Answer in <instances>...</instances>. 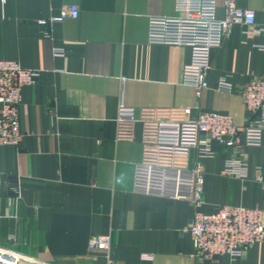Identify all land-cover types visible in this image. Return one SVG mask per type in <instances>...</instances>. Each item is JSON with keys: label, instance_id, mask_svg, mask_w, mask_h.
<instances>
[{"label": "crops", "instance_id": "0c3cea01", "mask_svg": "<svg viewBox=\"0 0 264 264\" xmlns=\"http://www.w3.org/2000/svg\"><path fill=\"white\" fill-rule=\"evenodd\" d=\"M264 22V0H237ZM79 17L52 21L66 5ZM223 16V0L219 3ZM176 15V0H0V60L39 72L23 90L19 146L0 145V249L33 264H264V239L243 254L199 258L187 231L197 210L222 205L264 211V138L241 135L245 169L225 174L238 149L217 141L199 158L202 112L228 114L238 126L253 115L241 89L264 74V34L236 25L214 50L209 86L199 96L182 82L188 46L153 44L151 17ZM61 51V54L56 53ZM229 76L232 93L218 89ZM124 102L136 110L119 120ZM191 108V113H185ZM160 122H180L181 142H157ZM205 168L203 204L133 191L139 163ZM6 181L19 187L13 196ZM112 236L110 253L92 251L96 235Z\"/></svg>", "mask_w": 264, "mask_h": 264}, {"label": "built area", "instance_id": "2783aa9c", "mask_svg": "<svg viewBox=\"0 0 264 264\" xmlns=\"http://www.w3.org/2000/svg\"><path fill=\"white\" fill-rule=\"evenodd\" d=\"M220 0H176V15L151 17L148 40L153 44L188 46L192 50L189 63L182 72V82L193 86L197 95L209 86L208 76L213 68V52L221 48L226 37L236 25L252 27L256 35L264 34V22L258 23L256 12L241 8L237 0H223V16L219 15ZM77 5H66L52 21L78 18ZM56 53L61 54V51ZM39 72L26 69L16 60H0V145L19 146L24 134L20 129L19 105L23 90L37 83ZM218 89L232 93L234 84L229 76L220 78ZM246 109L253 115L246 124L238 126L228 114L202 112L191 120L199 133L197 148L199 158L211 157V143L217 141L226 147L238 149L239 157L228 162L225 174H240L245 169L241 135L249 146H260L264 138V74L254 76L241 89ZM190 114L191 108H185ZM136 110L122 102L118 110L119 120H133ZM180 122H160L157 142L178 146L181 142ZM2 176L0 175V179ZM205 168L199 162L193 168L160 166L139 163L134 168L133 191L175 200H188L194 207L203 204ZM12 195H20L19 187L6 181ZM187 231L192 237L195 255L209 258L226 255L240 257L244 251L264 239V211L237 205H222L211 213L196 211ZM112 236L96 235L89 241L92 251L110 253ZM32 258L12 249H0V264H33ZM108 256V264H112Z\"/></svg>", "mask_w": 264, "mask_h": 264}]
</instances>
